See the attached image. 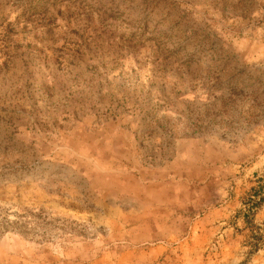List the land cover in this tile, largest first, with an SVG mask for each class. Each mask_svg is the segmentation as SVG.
I'll return each mask as SVG.
<instances>
[{
	"label": "rangeland",
	"instance_id": "374dc122",
	"mask_svg": "<svg viewBox=\"0 0 264 264\" xmlns=\"http://www.w3.org/2000/svg\"><path fill=\"white\" fill-rule=\"evenodd\" d=\"M185 151L264 187V0H0V264L148 262L120 182Z\"/></svg>",
	"mask_w": 264,
	"mask_h": 264
},
{
	"label": "crops",
	"instance_id": "0c3cea01",
	"mask_svg": "<svg viewBox=\"0 0 264 264\" xmlns=\"http://www.w3.org/2000/svg\"><path fill=\"white\" fill-rule=\"evenodd\" d=\"M186 151L171 161V173L151 167L146 179L130 173L120 182L118 200L131 205L132 213L145 215L138 217L145 223L143 229H148V257L143 255L148 262L144 264H248L260 259L264 247L250 254L249 244L254 228L264 223V203L246 225L242 216L246 190L217 191L210 161H197L195 166H204L202 173H182L177 164L190 160ZM123 255L113 264H134L123 261Z\"/></svg>",
	"mask_w": 264,
	"mask_h": 264
},
{
	"label": "trees",
	"instance_id": "16d2710c",
	"mask_svg": "<svg viewBox=\"0 0 264 264\" xmlns=\"http://www.w3.org/2000/svg\"><path fill=\"white\" fill-rule=\"evenodd\" d=\"M250 192L252 194H248L247 197L245 196L242 202L244 207L242 216L246 225H249L251 223L253 214L261 206V204L264 203V187L259 186L256 187V189L251 188ZM1 229L3 230L4 228ZM254 229H255V233L254 235H252V242L249 244L250 254L254 253L259 248L258 243L262 239H264V223L261 225V227L257 226ZM4 230H8V229H4ZM10 230L15 231L21 235V231H19L17 227H12V229ZM260 231H262V235H259Z\"/></svg>",
	"mask_w": 264,
	"mask_h": 264
}]
</instances>
